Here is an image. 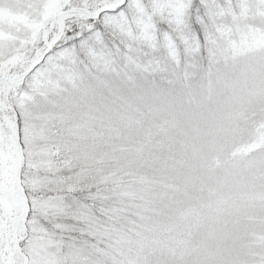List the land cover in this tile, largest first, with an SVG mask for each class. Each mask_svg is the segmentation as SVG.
<instances>
[{"label": "snow or ice", "instance_id": "snow-or-ice-1", "mask_svg": "<svg viewBox=\"0 0 264 264\" xmlns=\"http://www.w3.org/2000/svg\"><path fill=\"white\" fill-rule=\"evenodd\" d=\"M0 264H264V0H0Z\"/></svg>", "mask_w": 264, "mask_h": 264}]
</instances>
